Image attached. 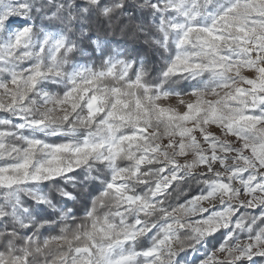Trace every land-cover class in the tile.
Here are the masks:
<instances>
[{
  "label": "snow or ice",
  "instance_id": "obj_1",
  "mask_svg": "<svg viewBox=\"0 0 264 264\" xmlns=\"http://www.w3.org/2000/svg\"><path fill=\"white\" fill-rule=\"evenodd\" d=\"M0 264H264V0H0Z\"/></svg>",
  "mask_w": 264,
  "mask_h": 264
},
{
  "label": "trees",
  "instance_id": "obj_2",
  "mask_svg": "<svg viewBox=\"0 0 264 264\" xmlns=\"http://www.w3.org/2000/svg\"><path fill=\"white\" fill-rule=\"evenodd\" d=\"M68 187H69V190L72 191L71 186H68ZM196 259H197V260L199 259V255H197Z\"/></svg>",
  "mask_w": 264,
  "mask_h": 264
}]
</instances>
